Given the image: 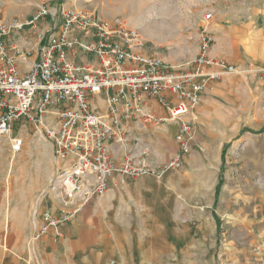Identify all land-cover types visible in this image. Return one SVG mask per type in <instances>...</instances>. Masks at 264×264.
<instances>
[{
    "label": "built area",
    "instance_id": "1",
    "mask_svg": "<svg viewBox=\"0 0 264 264\" xmlns=\"http://www.w3.org/2000/svg\"><path fill=\"white\" fill-rule=\"evenodd\" d=\"M204 24L188 37L196 42L197 54L191 64L175 67L159 55L146 52L140 33L119 18L104 19L85 8H50L41 5L26 19L0 21V137L8 139L12 155L22 152L24 140L13 135L23 124L41 130L52 147V156L62 163L54 189L55 209L48 207L35 218L29 245L44 238L57 243L61 227L72 222L93 200L107 193L115 175L120 184L140 178L159 179L182 169L183 157L194 149L191 115L213 83L242 69L264 79V67L240 68L210 55L213 45ZM37 61L22 73L18 60L30 52L12 44L11 36L36 29ZM104 95L105 112L94 109L91 98ZM151 100L166 115L146 113ZM135 119L155 125L177 122V152L160 166L149 167L127 152L116 164L108 147L114 142L127 148L138 144L123 132L125 121ZM145 152L141 154L144 156Z\"/></svg>",
    "mask_w": 264,
    "mask_h": 264
},
{
    "label": "rangeland",
    "instance_id": "2",
    "mask_svg": "<svg viewBox=\"0 0 264 264\" xmlns=\"http://www.w3.org/2000/svg\"><path fill=\"white\" fill-rule=\"evenodd\" d=\"M41 5L85 8L104 19L119 17L140 33L147 53L187 68L197 54L196 42L188 37L204 24L205 14L212 15L207 24L211 34L217 21L228 24L234 14L248 19L264 0H0V21L29 18ZM224 80L227 92L214 96L223 114L214 110L212 123L191 119L193 141L204 151L193 150L182 169L155 180L162 197L170 200V220L162 221L168 232L156 244L159 261L154 264H264V130L249 125L250 113L240 115L246 103L258 99L256 92L264 90V79L242 69ZM13 135L24 140L15 156L8 139L0 138V245L6 257L11 242L29 241L42 210L58 206L53 189L62 167L34 125L18 126ZM145 264L153 262L146 259Z\"/></svg>",
    "mask_w": 264,
    "mask_h": 264
},
{
    "label": "crops",
    "instance_id": "3",
    "mask_svg": "<svg viewBox=\"0 0 264 264\" xmlns=\"http://www.w3.org/2000/svg\"><path fill=\"white\" fill-rule=\"evenodd\" d=\"M250 13L248 19L234 14L228 24L217 21L210 27L213 36L211 56L223 58L240 68L248 65L264 67V5L255 7ZM39 29H26L11 36L12 44L30 52L25 59L18 60L22 73L28 72L37 61L36 33ZM227 82L223 79L211 84L204 92L201 104L185 119L196 117L199 122L212 123L214 110L223 114L222 106L215 103L214 96L227 92ZM255 95L258 99L254 104L246 103L240 115L250 113L249 125L264 130V90H258ZM104 98L103 94L92 97V107L105 112ZM147 105L144 113L151 110L157 116L166 115L154 101L149 100ZM233 113L238 114L237 111ZM178 127V123L173 121L159 125L135 119L125 121L123 132L129 140L137 137L139 142L128 144L127 148L109 142L111 158L119 164L126 153L131 152L137 160L144 158L149 167L160 166L177 152L175 135ZM0 150H3L2 145ZM143 152L145 155L141 156ZM186 156L183 157V165ZM155 180L140 178L120 184L115 175L105 196L93 199L72 222L61 227V240L54 243L50 238H44L34 245H29L24 238L19 242L15 240L10 244L11 254L7 257L0 245V264H145L146 259L153 264L154 260L158 262L156 244L168 232V226L162 221L170 220V200L162 197V186ZM142 236L148 239L142 241ZM34 253L36 255L32 258Z\"/></svg>",
    "mask_w": 264,
    "mask_h": 264
},
{
    "label": "trees",
    "instance_id": "4",
    "mask_svg": "<svg viewBox=\"0 0 264 264\" xmlns=\"http://www.w3.org/2000/svg\"><path fill=\"white\" fill-rule=\"evenodd\" d=\"M224 149L222 150V153H221V156H222V158H223V156H224ZM220 185H221V181L217 184V186H216V191H215V198H217V195H218V189H219V187H220Z\"/></svg>",
    "mask_w": 264,
    "mask_h": 264
}]
</instances>
